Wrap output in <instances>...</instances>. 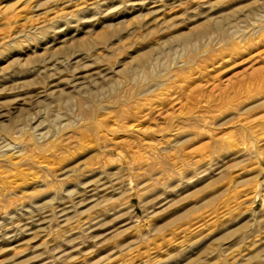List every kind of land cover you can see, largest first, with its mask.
Returning a JSON list of instances; mask_svg holds the SVG:
<instances>
[{
  "label": "rangeland",
  "instance_id": "rangeland-1",
  "mask_svg": "<svg viewBox=\"0 0 264 264\" xmlns=\"http://www.w3.org/2000/svg\"><path fill=\"white\" fill-rule=\"evenodd\" d=\"M0 264H264V0H0Z\"/></svg>",
  "mask_w": 264,
  "mask_h": 264
}]
</instances>
